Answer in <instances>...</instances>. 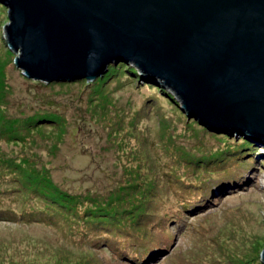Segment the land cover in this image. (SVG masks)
Returning a JSON list of instances; mask_svg holds the SVG:
<instances>
[{"label":"rangeland","instance_id":"1","mask_svg":"<svg viewBox=\"0 0 264 264\" xmlns=\"http://www.w3.org/2000/svg\"><path fill=\"white\" fill-rule=\"evenodd\" d=\"M8 22L0 3V163L17 168L25 187L59 212L53 221L0 220V264H262L263 145L188 118L172 93L141 78L132 63L111 64L91 81L26 78L5 45ZM253 144L260 163L245 182L241 169L245 185L187 204L185 225L161 233L157 244L166 238L168 248L149 262L147 253L119 257L94 230L103 216L148 211V201L163 214L174 196L165 182L173 164L178 176L182 165L200 160L201 167Z\"/></svg>","mask_w":264,"mask_h":264},{"label":"water","instance_id":"2","mask_svg":"<svg viewBox=\"0 0 264 264\" xmlns=\"http://www.w3.org/2000/svg\"><path fill=\"white\" fill-rule=\"evenodd\" d=\"M0 3L5 45L26 78L91 81L132 63L188 118L264 146V0Z\"/></svg>","mask_w":264,"mask_h":264},{"label":"trees","instance_id":"3","mask_svg":"<svg viewBox=\"0 0 264 264\" xmlns=\"http://www.w3.org/2000/svg\"><path fill=\"white\" fill-rule=\"evenodd\" d=\"M139 76L147 79L140 74ZM251 143L249 140L247 141V144ZM253 145L254 147H243L239 152H230L229 155L221 159H213L207 164L200 165L201 167H198L199 164H202L200 160H197L196 166L182 165V175L178 176L177 165L173 164L171 167L173 171L167 176L165 182L171 188L170 191L174 192V196L173 200L167 204L163 214L156 211L148 201V211L143 208L141 212L136 213L134 208H126L123 218L113 215L103 216L98 225H95L94 230L98 237L104 238L106 246L113 249L111 251L119 257H126L129 254L134 257L145 256L147 253L146 257L148 258L144 256H140V258L144 257L142 260L145 259L144 262H149L168 248L166 238H162L157 244L161 233L171 225L176 229H181L185 225L186 215L189 211L187 204L202 199L206 204L213 197H219L220 195H214V187L229 186L230 190L245 185L246 178L244 182L237 180L240 179L241 169H245L248 174H254V167L260 163L254 158L259 149L255 144ZM242 151L245 153L241 154ZM234 155L236 157L231 158ZM5 163V167H11L6 161ZM5 167L0 163V220L24 222L44 220L45 222V220L53 221L58 217L59 209H54L53 202L50 203L49 200L44 199L36 187L31 190L25 187L27 184L19 178L22 177V174L17 168L12 166L10 170H6L3 169ZM185 170H188L190 174L186 175ZM224 171L225 173H223ZM211 182L215 183L213 187H211ZM209 186L211 195L207 198L199 196L200 193L209 191ZM186 195L187 197H185ZM188 197L191 199L188 200ZM132 213L136 214V218L133 222H129L130 218L134 216ZM119 224H123V227H117ZM127 258L130 259V257Z\"/></svg>","mask_w":264,"mask_h":264}]
</instances>
